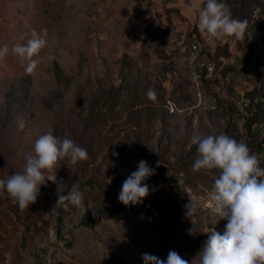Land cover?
<instances>
[{"label": "rangeland", "instance_id": "1", "mask_svg": "<svg viewBox=\"0 0 264 264\" xmlns=\"http://www.w3.org/2000/svg\"><path fill=\"white\" fill-rule=\"evenodd\" d=\"M223 2L248 21L244 40L202 35L190 0H0V179L23 171L48 129L88 153L53 170L63 194L83 193L80 207L53 209L51 181L24 211L0 189V264H144L143 254L166 261L169 251L191 264L211 228L223 234L209 201L216 174L193 171L190 141L229 135L264 168V0ZM44 29L29 75L11 49ZM194 41L214 80L200 79ZM141 160L155 170L150 194L125 206L119 191Z\"/></svg>", "mask_w": 264, "mask_h": 264}, {"label": "clouds", "instance_id": "2", "mask_svg": "<svg viewBox=\"0 0 264 264\" xmlns=\"http://www.w3.org/2000/svg\"><path fill=\"white\" fill-rule=\"evenodd\" d=\"M188 11L197 16L202 35L215 40L245 39L248 21L233 18L231 9L223 0H190ZM47 35L46 29L41 35L33 31L26 44H16L11 49L22 63L26 62L25 72L29 75L39 64L35 57L46 46ZM8 51L7 45L0 48V59ZM147 97L155 101L156 93L149 89ZM18 127L23 131L24 122L21 121ZM191 145L197 150L193 171L216 174L209 197L211 211L219 220L227 221L223 234L210 229L208 239L191 264H264V168L260 166V159L243 141L238 142L223 133L204 137L194 135ZM65 158L68 163L76 165L86 160L88 153L73 140L67 137L61 140L48 129L36 139L34 155L26 156L23 171L6 181L0 179V189H6L9 197L18 203L20 211H24L36 203L41 186L51 181L58 185V199L53 209L67 208L69 204L80 207L83 193L72 189L67 195L63 194L66 186L53 174L58 162ZM154 174L155 170L141 160L137 170L123 182L119 202L125 206L142 203L150 194L145 181ZM190 201L185 206L189 217L198 210L191 196ZM143 260L144 264H189L176 251H169L166 261L147 253L143 254Z\"/></svg>", "mask_w": 264, "mask_h": 264}, {"label": "built area", "instance_id": "3", "mask_svg": "<svg viewBox=\"0 0 264 264\" xmlns=\"http://www.w3.org/2000/svg\"><path fill=\"white\" fill-rule=\"evenodd\" d=\"M194 42V53L196 55V71L200 73V79L203 77L208 81L214 80V76H212V57L203 50H200V43L198 41Z\"/></svg>", "mask_w": 264, "mask_h": 264}, {"label": "trees", "instance_id": "4", "mask_svg": "<svg viewBox=\"0 0 264 264\" xmlns=\"http://www.w3.org/2000/svg\"><path fill=\"white\" fill-rule=\"evenodd\" d=\"M258 23H259L258 30L260 31V30H262L263 27H264V18H263V19H260V20L258 21ZM257 36H258V35H257ZM263 100H264V99H263ZM255 117H256V118H259V117H260V114L257 113V114L255 115Z\"/></svg>", "mask_w": 264, "mask_h": 264}, {"label": "bare ground", "instance_id": "5", "mask_svg": "<svg viewBox=\"0 0 264 264\" xmlns=\"http://www.w3.org/2000/svg\"><path fill=\"white\" fill-rule=\"evenodd\" d=\"M195 52V46H194V50H193V53ZM195 54V53H194ZM195 57H196V55H195ZM213 74H214V66H212V76H213Z\"/></svg>", "mask_w": 264, "mask_h": 264}]
</instances>
